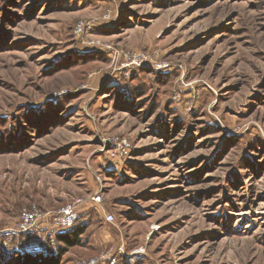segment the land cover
<instances>
[{
	"label": "rangeland",
	"instance_id": "374dc122",
	"mask_svg": "<svg viewBox=\"0 0 264 264\" xmlns=\"http://www.w3.org/2000/svg\"><path fill=\"white\" fill-rule=\"evenodd\" d=\"M0 264H264V0H0Z\"/></svg>",
	"mask_w": 264,
	"mask_h": 264
},
{
	"label": "built area",
	"instance_id": "2783aa9c",
	"mask_svg": "<svg viewBox=\"0 0 264 264\" xmlns=\"http://www.w3.org/2000/svg\"><path fill=\"white\" fill-rule=\"evenodd\" d=\"M93 200L99 201L100 198L96 196ZM80 205H82V200L80 198L74 200V202L66 204L63 208L56 212L55 216H53L52 224L62 230L71 228L76 222L78 215L77 208ZM41 218L42 216L35 211L24 210L17 231L20 233H29L34 231L35 228L41 225ZM105 218L107 221L111 222L114 219V216L112 214H107Z\"/></svg>",
	"mask_w": 264,
	"mask_h": 264
},
{
	"label": "trees",
	"instance_id": "16d2710c",
	"mask_svg": "<svg viewBox=\"0 0 264 264\" xmlns=\"http://www.w3.org/2000/svg\"><path fill=\"white\" fill-rule=\"evenodd\" d=\"M83 230L82 226H76L69 228V230H65V232L59 233L56 235L57 240L61 241L63 240L65 243H70V240H72V243L75 241V244L78 243L77 238L81 234V231Z\"/></svg>",
	"mask_w": 264,
	"mask_h": 264
}]
</instances>
